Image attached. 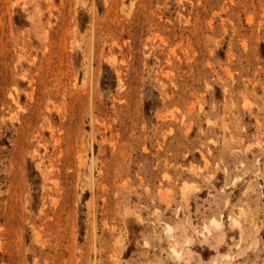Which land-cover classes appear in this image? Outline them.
I'll use <instances>...</instances> for the list:
<instances>
[{"label":"rangeland","instance_id":"1","mask_svg":"<svg viewBox=\"0 0 264 264\" xmlns=\"http://www.w3.org/2000/svg\"><path fill=\"white\" fill-rule=\"evenodd\" d=\"M0 264H264V0H0Z\"/></svg>","mask_w":264,"mask_h":264},{"label":"bare ground","instance_id":"2","mask_svg":"<svg viewBox=\"0 0 264 264\" xmlns=\"http://www.w3.org/2000/svg\"><path fill=\"white\" fill-rule=\"evenodd\" d=\"M211 224L215 225L216 228L219 227V226L221 225L220 221H218L217 219H212V223H211ZM169 230H171V228H169ZM175 249H176V248H175ZM174 252L176 253V255L179 256V253L177 252V250H174ZM174 255H175V254H174ZM179 257H180V256H179Z\"/></svg>","mask_w":264,"mask_h":264}]
</instances>
